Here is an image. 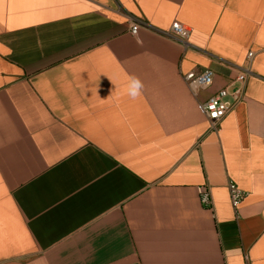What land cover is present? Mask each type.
<instances>
[{
	"label": "crops",
	"instance_id": "0c3cea01",
	"mask_svg": "<svg viewBox=\"0 0 264 264\" xmlns=\"http://www.w3.org/2000/svg\"><path fill=\"white\" fill-rule=\"evenodd\" d=\"M0 264H264V0H0Z\"/></svg>",
	"mask_w": 264,
	"mask_h": 264
},
{
	"label": "built area",
	"instance_id": "2783aa9c",
	"mask_svg": "<svg viewBox=\"0 0 264 264\" xmlns=\"http://www.w3.org/2000/svg\"><path fill=\"white\" fill-rule=\"evenodd\" d=\"M148 27L159 35L172 39L180 43L185 50H197L196 47L191 45L190 36L191 31L180 23H175L168 31L152 29L143 22L133 18L131 19L130 32L132 35L137 36L142 27ZM254 53H249V65L254 58ZM239 74L230 82V84L211 95L207 100L198 104L200 112L208 119L210 123V133L218 132L221 124L231 114L235 108L245 98L246 83L250 77L254 75L251 65L242 68L234 67ZM215 74L211 70H206L200 74L190 73L185 76V81L194 91L206 90L213 86ZM199 196L201 204L213 210L214 199L213 190L209 184L201 186L199 189ZM229 196L232 207L238 216V211L241 204L245 201L248 193L241 189L235 182L231 181L228 185Z\"/></svg>",
	"mask_w": 264,
	"mask_h": 264
},
{
	"label": "clouds",
	"instance_id": "9594fccd",
	"mask_svg": "<svg viewBox=\"0 0 264 264\" xmlns=\"http://www.w3.org/2000/svg\"><path fill=\"white\" fill-rule=\"evenodd\" d=\"M134 87H138V82H135Z\"/></svg>",
	"mask_w": 264,
	"mask_h": 264
}]
</instances>
